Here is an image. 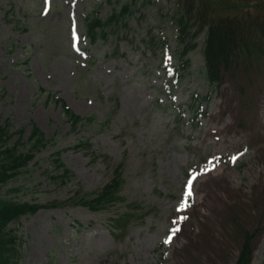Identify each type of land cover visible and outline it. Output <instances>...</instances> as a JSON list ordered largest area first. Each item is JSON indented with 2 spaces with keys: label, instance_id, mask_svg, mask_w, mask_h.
I'll return each mask as SVG.
<instances>
[{
  "label": "rangeland",
  "instance_id": "rangeland-1",
  "mask_svg": "<svg viewBox=\"0 0 264 264\" xmlns=\"http://www.w3.org/2000/svg\"><path fill=\"white\" fill-rule=\"evenodd\" d=\"M175 1L136 5L130 30L86 45L85 13L100 2L105 16L115 0H0V124L23 129V140L35 125L48 139L0 193L63 201L92 194L123 166L120 200L105 209L66 203L22 216L20 264H235L248 231L251 264H264V55L250 74H229L211 89L197 47L193 72L171 92L177 115L157 90L175 64L173 28L160 21ZM150 30L168 38L153 53ZM194 93L208 98L196 118L186 104ZM63 103L83 117L76 127ZM57 152L71 171L65 183L49 176ZM191 173L190 207L178 213ZM120 215L128 216L123 233L112 221Z\"/></svg>",
  "mask_w": 264,
  "mask_h": 264
},
{
  "label": "trees",
  "instance_id": "trees-1",
  "mask_svg": "<svg viewBox=\"0 0 264 264\" xmlns=\"http://www.w3.org/2000/svg\"><path fill=\"white\" fill-rule=\"evenodd\" d=\"M144 3L150 5L152 0H115L105 16L99 14L100 2L89 8L82 24L87 44L119 38L118 34L130 30L129 20L136 5L147 6ZM160 21L173 28L176 64L167 83L158 90L169 99L167 107L177 114L180 106H173L170 92L193 72L190 54L196 47H200L204 59L199 74L210 88L217 87L229 74L233 78L248 75L260 66L264 55V0H176L172 12H164ZM166 42L164 35L157 36L151 30L148 32L146 44L152 53L165 46ZM206 98L198 93L192 94L187 104L192 117L198 113L196 104ZM63 112L71 119L73 127L83 119L64 103ZM8 126L9 123L0 124V188L19 177L33 160L34 154L48 144L45 133L35 125L24 140L23 129L11 131ZM14 134H18V138L12 142ZM20 146H25V149ZM59 154L57 152L52 156L54 169L49 176L65 183L71 171L61 161ZM122 173L123 166L119 163L112 177L92 194L79 190L76 196L63 201L54 200L44 204L16 201L0 193V264H20L21 237L15 223L22 216L66 203L80 204L91 211L105 209L120 200ZM127 220V215L112 218L115 228L121 233L129 223ZM254 238L253 232H244L235 264L251 263Z\"/></svg>",
  "mask_w": 264,
  "mask_h": 264
},
{
  "label": "snow or ice",
  "instance_id": "snow-or-ice-1",
  "mask_svg": "<svg viewBox=\"0 0 264 264\" xmlns=\"http://www.w3.org/2000/svg\"><path fill=\"white\" fill-rule=\"evenodd\" d=\"M73 39H74V47H75V40H76V32H75V27H74V31H73ZM167 62V61H166ZM237 159V157L233 156L231 158L232 162H235V160ZM211 169L210 168H205L202 170V173L203 172H207V171H210ZM197 174L196 173H191L189 178H188V181H187V184L185 185V190H184V194H183V198L182 200L180 201L179 203V206L177 208V212L180 213V212H183L185 211L188 207H190V204H189V199L191 198L192 196V192H193V187H194V181L197 179ZM187 219L186 216H181L179 217V220L182 221V220H185ZM174 224L178 223V221H173ZM180 231V228L179 227H175V228H172L170 229V233L169 235L167 236V238L164 240V243L166 245L170 244L173 240V237L175 236V234L177 232Z\"/></svg>",
  "mask_w": 264,
  "mask_h": 264
}]
</instances>
